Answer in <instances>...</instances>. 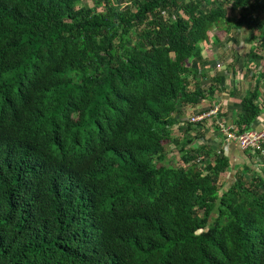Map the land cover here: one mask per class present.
<instances>
[{
  "label": "trees",
  "instance_id": "obj_1",
  "mask_svg": "<svg viewBox=\"0 0 264 264\" xmlns=\"http://www.w3.org/2000/svg\"><path fill=\"white\" fill-rule=\"evenodd\" d=\"M81 1L0 0V264H264V169L221 191L225 136L182 119L230 84L204 85L228 33L260 32L264 65V0Z\"/></svg>",
  "mask_w": 264,
  "mask_h": 264
},
{
  "label": "rangeland",
  "instance_id": "obj_2",
  "mask_svg": "<svg viewBox=\"0 0 264 264\" xmlns=\"http://www.w3.org/2000/svg\"><path fill=\"white\" fill-rule=\"evenodd\" d=\"M87 2V3H86ZM84 4H88L89 6L92 7V2L89 0L86 1H81L77 4L78 8H82ZM234 15V14H232ZM260 32H255L254 37H250L247 28H242V30L237 31L236 34L238 36L236 37V42H232L229 39V33H228V39L224 43L218 46V48H215V50L212 52V55L209 56V58L213 61H211L212 65V71L209 73L208 77L206 80H204V85L206 88H211V86L216 87L213 85V79L216 77V75H224L225 71H228L229 74V83L230 84H225L222 85L220 90L222 92L218 93L219 98L216 100L215 105L212 107V103L210 101H206L204 104L200 105L199 107H189L187 106L184 110V115L182 117L183 120H186L188 116L194 115L198 113L201 110H210L211 108H215L218 106V108L221 107L222 111L224 113L229 112L228 116H230V113L235 114V116L232 119L225 118V117H220L218 116L208 122V124H205L204 127H207L210 131V133L205 134L207 138H209V141H211L214 145H219L222 142L223 135L220 138L218 136V132L216 129L217 125H220V123L225 122L226 126H230L232 122L234 121V118L237 116L236 114L238 113L237 111L231 112L229 108V94L230 98L234 97L232 95V92L234 91L235 88H237L239 95L244 97L247 93L248 90H252L256 87L258 81L260 83L263 82V78L257 77L260 74H263L264 72V65L259 63V61H253V58L251 59V50L252 46L254 45L255 47H259L261 42L256 43V39L260 36ZM231 35H235L232 32H230ZM252 39H253V45H252ZM215 44L217 45L218 42L215 40ZM202 47L206 50L207 49V44L204 43ZM219 49V50H218ZM260 52V51H259ZM205 56L209 55L207 52L204 53ZM236 69V70H234ZM238 71L242 72H247V75L245 73L242 75L241 78L237 77ZM255 74L254 76H251ZM197 82L202 83L203 78H196ZM261 97L264 98V93L262 91V86L261 90ZM263 94V95H262ZM240 100H235V102L232 103H239ZM260 104V103H258ZM172 134L173 137H178L182 138L183 135H181L177 127L174 126L172 128ZM192 135V134H191ZM194 135V134H193ZM188 135H185L187 138ZM183 137V138H185ZM198 144H201L199 141L197 142ZM172 150L170 149L169 146H166L168 156L167 158L170 159L173 157V154L176 152V147L174 145H171ZM245 163L242 162V158H238L236 161L233 162L232 168L230 171L226 172L225 174L221 175L220 177V185H221V191L224 190H229L230 187L233 185L235 182V177L238 176V172H244L242 167V164H248V166L256 171L262 172L263 163L261 161L255 162V159H247L245 158ZM174 162L177 164H181V161L179 158H175ZM264 171V170H263Z\"/></svg>",
  "mask_w": 264,
  "mask_h": 264
},
{
  "label": "built area",
  "instance_id": "obj_3",
  "mask_svg": "<svg viewBox=\"0 0 264 264\" xmlns=\"http://www.w3.org/2000/svg\"><path fill=\"white\" fill-rule=\"evenodd\" d=\"M220 108L216 106L214 109H210L207 112L196 113L191 115L188 119L190 124H208L211 120L216 118L220 113ZM220 131L225 136V143L230 141L237 142L243 152L249 151H260L261 155L264 157V126L260 129H253L243 134H236L233 132V127L226 126L225 122L220 124ZM218 154H221V151H218Z\"/></svg>",
  "mask_w": 264,
  "mask_h": 264
},
{
  "label": "crops",
  "instance_id": "obj_4",
  "mask_svg": "<svg viewBox=\"0 0 264 264\" xmlns=\"http://www.w3.org/2000/svg\"><path fill=\"white\" fill-rule=\"evenodd\" d=\"M261 86H262V91L264 93V78H263V82L260 84V90H261ZM232 100H233L232 98H229L230 111L231 112H234V111L238 112L239 111L238 108L240 107V105H237V103H232V102H235V101H232ZM260 101L264 102V98L260 97ZM236 105H237V107H236ZM236 115L238 116V113ZM234 116H235V114L230 113V119H232ZM237 116H236V118H237ZM233 122H232V124H230V126L231 125L233 126ZM262 126H264V108L262 110L261 116L257 119V122H255V124L253 126V129H260ZM217 132L220 135L221 131H217ZM221 145H223V149L225 151V155L230 156V158L232 159V163L234 161H236L238 158H242V162H244V163H245V160H246L245 158L249 159V157L247 155V154H249V152H243L237 142H234V141H232V142L230 141L229 143H225L224 142ZM252 159H255V162H257V163L259 161L258 158H252ZM242 167H245V164H242Z\"/></svg>",
  "mask_w": 264,
  "mask_h": 264
}]
</instances>
